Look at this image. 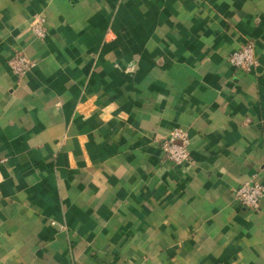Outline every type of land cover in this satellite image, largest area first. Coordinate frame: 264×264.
Returning a JSON list of instances; mask_svg holds the SVG:
<instances>
[{
  "label": "crops",
  "instance_id": "0c3cea01",
  "mask_svg": "<svg viewBox=\"0 0 264 264\" xmlns=\"http://www.w3.org/2000/svg\"><path fill=\"white\" fill-rule=\"evenodd\" d=\"M0 158V264H264V0H0Z\"/></svg>",
  "mask_w": 264,
  "mask_h": 264
},
{
  "label": "built area",
  "instance_id": "2783aa9c",
  "mask_svg": "<svg viewBox=\"0 0 264 264\" xmlns=\"http://www.w3.org/2000/svg\"><path fill=\"white\" fill-rule=\"evenodd\" d=\"M32 31L35 35L44 39L47 35L46 19L41 18L34 21ZM256 46L255 43H248L241 49L232 53L229 57L230 64L245 72H249L256 65ZM34 65V61L23 53H16L11 61V67L18 76H24ZM190 137L188 132L182 129L172 130L162 141V149L165 156L175 163L182 165L189 163ZM0 164L2 160L0 158ZM237 200L248 209L258 211L261 209V202L264 198V184L258 180H253L242 184L235 190Z\"/></svg>",
  "mask_w": 264,
  "mask_h": 264
}]
</instances>
